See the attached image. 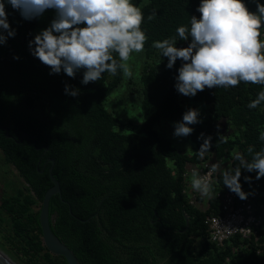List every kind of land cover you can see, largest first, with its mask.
Returning <instances> with one entry per match:
<instances>
[{
    "label": "trees",
    "instance_id": "1",
    "mask_svg": "<svg viewBox=\"0 0 264 264\" xmlns=\"http://www.w3.org/2000/svg\"><path fill=\"white\" fill-rule=\"evenodd\" d=\"M132 2L143 6L145 22L141 27L148 37L145 56L155 59L139 77L141 123L115 117L104 107L121 85L122 74L112 77L105 73L102 80L88 85L80 83L82 71L74 79L63 72L49 75L50 68L28 49L33 38L29 34L38 19L24 20L18 11L7 7L9 23L17 34L0 46V150L27 184L1 203L13 234L24 240L29 250L42 253L46 264H66L43 246L39 226L41 202L52 187L47 172L51 164L47 163L43 173L38 171L52 158V175L59 182L61 198H50V227L79 264H264V207L256 211L262 219L257 241L234 236L217 247L209 241L204 222L220 214L218 194L229 189L223 186L222 177L214 174V195L202 212L190 203L183 177L189 164H212V158H225L235 167L239 161L233 159L234 152L250 159L249 146L257 151L264 147L259 139L260 130H264V103L256 109L247 107L264 85L241 82L227 90L206 88L191 98L178 94L173 77L180 61L167 69V58H161L151 45L174 36L175 28L188 23L191 14L199 17L195 12L199 0ZM246 3L251 11L256 10L254 0ZM154 9L157 16L148 21L146 17ZM261 32L264 39V28ZM186 46L187 42L177 37V47ZM16 56L19 59H14ZM65 84L78 88L80 95H66ZM196 103L207 105L208 115L202 123L191 125L194 132L187 138L193 153L187 156L154 127L162 121L181 120L183 112L196 108ZM3 128L12 138H5ZM201 132L212 136V147L203 159L195 155L203 143L197 139ZM218 132L230 137L228 143L217 142ZM22 133L28 136L20 139ZM35 146H46L48 151H36ZM167 160L173 162L176 175ZM245 173L260 185L261 203L264 178L255 180V172L243 170L241 178ZM241 184L246 192L249 183L243 180ZM195 197V202L202 201L197 194ZM37 201L40 207L33 211ZM184 215L189 220L187 229Z\"/></svg>",
    "mask_w": 264,
    "mask_h": 264
},
{
    "label": "clouds",
    "instance_id": "2",
    "mask_svg": "<svg viewBox=\"0 0 264 264\" xmlns=\"http://www.w3.org/2000/svg\"><path fill=\"white\" fill-rule=\"evenodd\" d=\"M254 2L256 10L251 11L246 0H199L195 9L199 17L191 14L188 23L175 28L174 36L152 42L151 47L158 50L161 58H167V69L180 61L173 77L178 94L191 98L206 88L227 90L241 82L264 85V3ZM8 6L27 21L40 18L47 10L54 11L48 26L28 41L30 54L50 68L49 75L63 72L74 79L82 71V85L102 80L105 73L112 77L122 74L125 79L134 77L129 61L133 54L144 52L148 40L141 27L145 22L142 5L132 0H0V46L17 34L8 20ZM156 16L154 9L146 19L152 21ZM177 37L187 46L177 47ZM64 92L71 97L80 95V90L69 84H65ZM262 103L264 90L247 107L256 109ZM202 122L200 109L189 107L182 119L173 123V136L188 137L194 132L191 125ZM197 139L203 143L195 155L203 159L212 147V136L201 132ZM229 139L218 132L217 142L228 143ZM259 139L264 142V130H260ZM247 153L250 159L239 151L233 153V159L239 161L235 167L225 168L217 161L206 173L193 169V192L202 198H213L212 175L219 174L223 186L241 200L247 199L251 193L242 188V170L255 172V180L264 178V147L257 151L249 146ZM243 179L249 185L253 181L252 176Z\"/></svg>",
    "mask_w": 264,
    "mask_h": 264
},
{
    "label": "rangeland",
    "instance_id": "3",
    "mask_svg": "<svg viewBox=\"0 0 264 264\" xmlns=\"http://www.w3.org/2000/svg\"><path fill=\"white\" fill-rule=\"evenodd\" d=\"M54 16L53 10H47L40 18H38V24L34 29L32 35L34 36L41 29L48 26L49 22ZM155 61L154 57L145 56V50L141 54H133L129 63L132 65L134 77L132 79L122 78V83L104 102V107L113 116L134 121L136 123L142 122L141 116V84L139 77L143 68L146 65H151ZM111 80V79H109ZM196 108L200 109L201 118L207 117L208 106L203 103H196ZM160 136L168 139L171 144L179 149L183 154L191 156L193 153V146L187 137L177 138L173 136V123L162 121L154 127ZM121 132L120 129H116ZM223 167L230 165V160L223 158ZM209 162H217V159H211ZM167 166L171 169L172 174L176 175L174 165L172 161L167 160ZM198 165L189 164L186 166L185 171L187 177L191 176L193 169L197 170ZM245 176H248L246 173ZM185 179V178H184ZM241 178L240 182H243ZM186 181V179L184 180ZM27 184L24 179L15 169V167L7 163L4 159V155L0 150V252L5 255L13 264H46L42 259V253L36 254L33 250H29L28 246L20 237L13 234L10 225V220L6 212L1 206L3 200H10L15 197L18 190H24ZM264 195V192H263ZM193 198V196H191ZM204 202H195L193 204L195 208L204 212L208 208L207 198ZM201 200V199H200ZM262 200V199H261ZM264 207V201H260ZM40 207V203L37 201L35 205L31 207L33 211H37ZM262 207V208H263ZM200 246V244H198Z\"/></svg>",
    "mask_w": 264,
    "mask_h": 264
},
{
    "label": "built area",
    "instance_id": "4",
    "mask_svg": "<svg viewBox=\"0 0 264 264\" xmlns=\"http://www.w3.org/2000/svg\"><path fill=\"white\" fill-rule=\"evenodd\" d=\"M210 163L204 162L197 168L202 174L209 171ZM214 179V174L212 175ZM246 192L251 193L247 199L241 200L230 190L224 194H218L220 198V214L207 217L204 224L208 233L209 241L217 247H223L226 241L234 236L242 239L253 237L254 241L259 239V232L262 229V219L257 215V209H262L259 204L261 196L260 185L252 182L246 186ZM195 196L191 198L193 204Z\"/></svg>",
    "mask_w": 264,
    "mask_h": 264
},
{
    "label": "water",
    "instance_id": "5",
    "mask_svg": "<svg viewBox=\"0 0 264 264\" xmlns=\"http://www.w3.org/2000/svg\"><path fill=\"white\" fill-rule=\"evenodd\" d=\"M3 129L5 131V135H4L5 138L6 139L12 138L11 136L8 135L7 130L5 128ZM25 136H28V135L26 133H22L20 136V139H22ZM40 149H43L44 153L48 151V148L46 146H42V147L35 146L36 151ZM39 163H40V160H38V164ZM47 163L51 164L47 172H48L49 179L52 183V187H50L45 192L42 202H41V207L39 210V226H40L41 235H42L41 237L42 244L48 250L50 254L54 256L62 257L65 260L66 264H79L73 252L65 244H63L57 236H55V234L52 232L51 227H50L49 201H50V198L54 195H58L61 198V190H60L59 182L52 175V169L54 165V160L52 158L47 159L43 165V168L39 170L38 172L40 174L43 173ZM69 212H71L70 209H69ZM184 219H185L186 229H187L189 220L186 215H184ZM0 264H13V263L5 255H3L0 252Z\"/></svg>",
    "mask_w": 264,
    "mask_h": 264
},
{
    "label": "crops",
    "instance_id": "6",
    "mask_svg": "<svg viewBox=\"0 0 264 264\" xmlns=\"http://www.w3.org/2000/svg\"><path fill=\"white\" fill-rule=\"evenodd\" d=\"M213 159H215V158H213ZM217 161H221L222 163H224V161L221 159V160H217ZM199 166V165H198ZM198 168V167H197ZM187 173H186V171L184 172V174H183V177L186 179V181H184L185 182V192H186V194H187V196H188V198L191 200V196H195L196 194L199 196V198H201L202 199V201L201 202H204L206 199L205 198H202L201 196H200V194L199 193H197V192H193V190L191 189V185H190V177H187V175H186ZM191 174V173H190ZM215 175H219V174H215ZM184 179V180H185Z\"/></svg>",
    "mask_w": 264,
    "mask_h": 264
},
{
    "label": "flooded vegetation",
    "instance_id": "7",
    "mask_svg": "<svg viewBox=\"0 0 264 264\" xmlns=\"http://www.w3.org/2000/svg\"><path fill=\"white\" fill-rule=\"evenodd\" d=\"M49 159V158H48ZM47 165V164H46ZM46 168V167H45Z\"/></svg>",
    "mask_w": 264,
    "mask_h": 264
}]
</instances>
